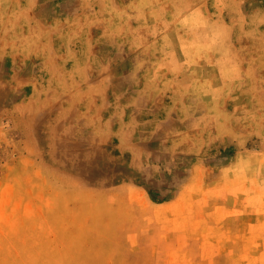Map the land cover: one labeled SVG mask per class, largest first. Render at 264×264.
Instances as JSON below:
<instances>
[{"label": "rangeland", "instance_id": "rangeland-1", "mask_svg": "<svg viewBox=\"0 0 264 264\" xmlns=\"http://www.w3.org/2000/svg\"><path fill=\"white\" fill-rule=\"evenodd\" d=\"M0 264H264V0H0Z\"/></svg>", "mask_w": 264, "mask_h": 264}]
</instances>
